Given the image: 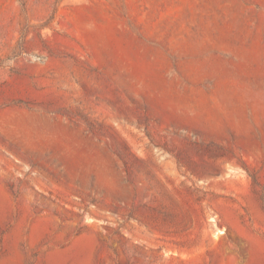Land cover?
<instances>
[{
	"label": "rangeland",
	"instance_id": "374dc122",
	"mask_svg": "<svg viewBox=\"0 0 264 264\" xmlns=\"http://www.w3.org/2000/svg\"><path fill=\"white\" fill-rule=\"evenodd\" d=\"M0 264H264V0H0Z\"/></svg>",
	"mask_w": 264,
	"mask_h": 264
}]
</instances>
